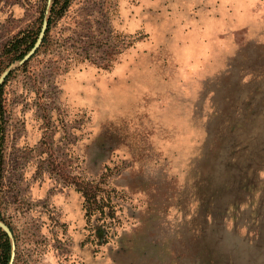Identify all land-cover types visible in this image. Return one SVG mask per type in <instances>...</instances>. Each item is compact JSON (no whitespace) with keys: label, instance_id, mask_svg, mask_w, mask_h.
<instances>
[{"label":"rangeland","instance_id":"374dc122","mask_svg":"<svg viewBox=\"0 0 264 264\" xmlns=\"http://www.w3.org/2000/svg\"><path fill=\"white\" fill-rule=\"evenodd\" d=\"M51 3L0 0L11 264H264V0H70L19 63Z\"/></svg>","mask_w":264,"mask_h":264},{"label":"trees","instance_id":"16d2710c","mask_svg":"<svg viewBox=\"0 0 264 264\" xmlns=\"http://www.w3.org/2000/svg\"><path fill=\"white\" fill-rule=\"evenodd\" d=\"M70 2V0H52V3H51V7H50V15L48 16V19H47V22H48V25H50L51 21L53 19H55L56 17L60 16L63 14L64 10L66 9L68 3ZM17 40L13 41V43H15ZM25 51L22 53V55L24 53H26V51H28V47L26 49H24ZM1 91H2V85H0V162H1V158H2V155H1V147H2V143H3V130H2V115H1V107H2V104H1ZM86 185L91 186V184H93V181L89 180V181H86L85 182ZM84 184L83 189L82 188H79L78 187V190L82 192V195L84 197V203H85V206H87L88 208V205L91 201V199H94L96 201V198H95V194L92 192L91 189H89L86 185ZM1 234V238H3L2 240V245H3V251L1 252L0 254V259H1V262L0 264H8V260H9V257H10V244H9V238L7 236V234H5L4 232L0 233Z\"/></svg>","mask_w":264,"mask_h":264},{"label":"water","instance_id":"95a60500","mask_svg":"<svg viewBox=\"0 0 264 264\" xmlns=\"http://www.w3.org/2000/svg\"><path fill=\"white\" fill-rule=\"evenodd\" d=\"M47 19H44L43 22H42V26H41V29H40L38 38H37L34 46L31 48V50H29L23 56V58L20 60L19 63H23L26 60H28L35 53V51L37 50V48L40 46V44L42 42V39H43V36H44V33H45V30H46V27H47ZM7 73H8V70H6L5 72H3V74L0 76V85L3 82V80H4L5 76L7 75ZM0 227L6 232V234L8 236H11V233H10L9 228L3 222H1V221H0ZM12 260H13V252H11L9 264H11Z\"/></svg>","mask_w":264,"mask_h":264}]
</instances>
